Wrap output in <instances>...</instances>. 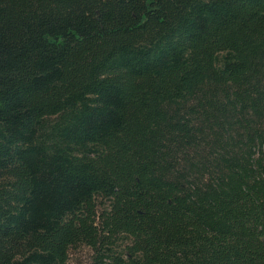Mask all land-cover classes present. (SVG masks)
Returning <instances> with one entry per match:
<instances>
[{"label": "trees", "instance_id": "16d2710c", "mask_svg": "<svg viewBox=\"0 0 264 264\" xmlns=\"http://www.w3.org/2000/svg\"><path fill=\"white\" fill-rule=\"evenodd\" d=\"M264 264V0H0V264Z\"/></svg>", "mask_w": 264, "mask_h": 264}, {"label": "rangeland", "instance_id": "374dc122", "mask_svg": "<svg viewBox=\"0 0 264 264\" xmlns=\"http://www.w3.org/2000/svg\"><path fill=\"white\" fill-rule=\"evenodd\" d=\"M92 250L85 245L71 248L69 260L73 264H90Z\"/></svg>", "mask_w": 264, "mask_h": 264}]
</instances>
